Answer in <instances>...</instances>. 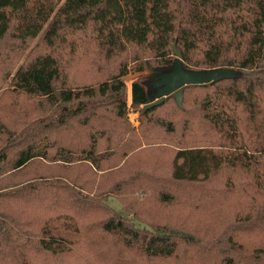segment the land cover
Masks as SVG:
<instances>
[{"label":"trees","instance_id":"trees-1","mask_svg":"<svg viewBox=\"0 0 264 264\" xmlns=\"http://www.w3.org/2000/svg\"><path fill=\"white\" fill-rule=\"evenodd\" d=\"M0 264H264V0H0Z\"/></svg>","mask_w":264,"mask_h":264},{"label":"water","instance_id":"water-1","mask_svg":"<svg viewBox=\"0 0 264 264\" xmlns=\"http://www.w3.org/2000/svg\"><path fill=\"white\" fill-rule=\"evenodd\" d=\"M173 50L178 57L174 67L168 71L159 73V79L154 80L151 100L143 105V110L161 102L165 97L172 96L176 103L180 106L182 99L183 88L190 83L208 82L213 79L227 75L219 70H206L198 72H188L180 67L179 59L181 58L180 51L176 48L175 43L172 45Z\"/></svg>","mask_w":264,"mask_h":264},{"label":"rangeland","instance_id":"rangeland-1","mask_svg":"<svg viewBox=\"0 0 264 264\" xmlns=\"http://www.w3.org/2000/svg\"><path fill=\"white\" fill-rule=\"evenodd\" d=\"M79 59V53H78V49L76 51V54H75V59H74V62H70L69 63V67L73 70V75L72 76V79L71 80H76V81H81V82H90L91 80V73H92V70L91 69L90 71H87L85 72L83 75L81 76H77L76 75V72H75V61ZM159 73H163V72H159ZM159 73H156L155 74V80L159 79L157 77V75ZM137 74H133V73H129L126 77H125V85H126V89H125V93H126V99H127V104L129 105L130 104V100H131V92H130V87H131V81L132 79L134 78V76H136ZM7 86H3L2 89H6ZM154 91V89H153ZM17 97H20V96H17ZM26 101H30V99H25ZM128 119L131 123V125L134 127V129L137 130L138 126H139V118H138V112L133 110L132 108L129 109L128 111ZM109 203L115 208V209H120V206L118 204V202L116 201V199L114 198H110L109 199ZM123 212V211H122Z\"/></svg>","mask_w":264,"mask_h":264}]
</instances>
